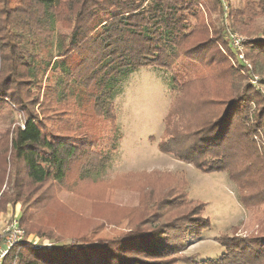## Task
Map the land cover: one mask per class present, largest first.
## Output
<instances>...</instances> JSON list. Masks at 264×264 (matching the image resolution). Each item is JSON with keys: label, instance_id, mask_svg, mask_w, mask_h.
<instances>
[{"label": "rangeland", "instance_id": "374dc122", "mask_svg": "<svg viewBox=\"0 0 264 264\" xmlns=\"http://www.w3.org/2000/svg\"><path fill=\"white\" fill-rule=\"evenodd\" d=\"M18 1L0 0V8L4 10L19 8L11 17L16 24L0 22V37L11 40L17 60L26 61V55L34 57L35 49L45 56L49 45H44L41 40L44 36L38 33L43 27L38 23L39 10L31 2ZM245 3L246 0H202L195 15L189 17V25L195 31L183 43L179 61L173 60L165 69L143 66L125 78L112 99L110 119L100 115L99 108L92 109V103L85 102L93 92L92 86L81 97L85 111H69L76 96L57 97L54 89L63 85L59 83L63 75L57 71L39 75L37 82L33 81L23 91L25 99H37L34 111L49 128L63 134L86 136L93 144L86 158L83 156L73 163L63 184L48 182L34 194L33 198L43 194L49 199L29 211L31 217L25 221V228L31 233L28 235L37 237L32 233L39 230L54 237L88 230L95 224L113 231L107 234L116 235L134 224L142 223L146 227L151 221L147 226L157 227L167 223L165 229L170 231L171 239L165 241L177 245L173 249L176 250L173 254L179 256L177 264H226L221 258L227 252L223 244H229V237L249 239L264 233V123L234 154L236 160L229 169L234 180L228 171H202L197 162L186 163L160 150L162 143L171 140L185 145L191 132L214 111V103L202 100L203 91L217 92L221 97L232 87L238 90V86L249 87L258 99H252L248 108L246 124L253 126L254 111L258 104H264V53L254 44L264 39V14L256 9L246 21L248 28L241 29L233 23L229 12ZM50 24L53 29L50 51L55 54L58 35L69 34L72 23L65 20L61 24L51 17ZM13 28L15 33L11 32ZM228 31L245 38L242 52L249 67L230 58ZM223 38L222 48L226 53L217 45ZM205 39L212 43L210 52L214 61L208 56L209 59L199 57L198 50L194 55L184 52L190 44ZM7 56V62L13 63L12 55ZM230 64H236L233 72L229 70ZM20 86L8 83L6 87L14 90ZM23 119L24 114L12 95L5 97L0 104V194L10 192V182L15 176L10 166L9 142L12 131L22 125ZM86 171L88 176L82 178ZM169 187L173 188L168 190ZM103 202L120 209L99 207ZM136 209H140L137 218L133 217L129 223L127 219L132 213L128 212L134 214ZM21 210V203L6 205L3 199L0 201V234L10 213L19 218ZM124 214L128 217L120 221ZM193 218H201L197 227L188 226ZM90 219L96 223L89 222ZM172 223L176 226L174 230ZM67 243L73 242L64 240L57 245ZM142 244L148 245L145 241ZM140 255L143 259L144 254L137 257ZM242 258L247 264H264V260L254 263V259ZM86 261L93 264L92 258Z\"/></svg>", "mask_w": 264, "mask_h": 264}, {"label": "trees", "instance_id": "16d2710c", "mask_svg": "<svg viewBox=\"0 0 264 264\" xmlns=\"http://www.w3.org/2000/svg\"><path fill=\"white\" fill-rule=\"evenodd\" d=\"M21 1L31 2L39 10L38 23L43 27L38 33L39 36H44L41 38L44 45L49 46L46 53L44 52L45 56L38 54L39 50L35 49L37 51L33 52L34 57L26 55L27 60L20 61L16 58L17 53L13 52L11 40L0 37V104L5 97L12 95L15 104L24 114L22 125L15 127L9 142L10 166L14 168L15 176L10 182V192L3 191L0 194V201L3 199L6 205L9 202L22 204L18 220L19 225L28 235L31 233L25 228V221L31 217L32 213L29 211L49 199V196L43 194L33 198L34 194L48 182L63 184L73 163L83 156L86 158L93 144L86 136L63 134L60 130L49 128L45 120L34 111V106L38 104L37 99H25L23 91L29 89L33 81L37 82L39 75L46 71H57L63 75L59 79V83H63L62 87L54 89L57 97L62 99L74 94L76 96L73 108H69V111L74 110L76 113L85 111L81 97L83 92L92 86L93 92L85 102L92 103V109L99 108V114L104 115L106 119L112 118V99L119 84L125 78L143 66H158L165 69L170 67L173 60L179 61L183 43L187 42L191 33L195 31V28L189 25V17L195 15L193 13L202 0H19L18 2ZM251 1L254 6L252 3L248 4L246 0L243 6L229 12L233 23L241 29L248 28L246 21L254 11L259 10L264 14V0ZM18 9L4 10L1 7L0 22L16 24L11 17ZM51 17L61 24L65 20L72 23L69 34L58 35L55 54L50 51L53 35ZM11 32L15 33L14 28ZM9 38L13 39L10 35ZM254 44L264 53V39ZM217 45L218 49L225 52L222 48L225 46L224 38ZM232 48L229 44L227 50L231 53L230 58H235L236 49L233 48L234 53H232ZM197 50L199 57L208 56L210 61L215 60L210 52L212 43L209 39L190 44L184 52L194 55ZM8 53L12 55L10 58L13 63L7 62ZM235 65H229L231 72L234 71ZM239 70L243 71L242 68ZM8 83L21 86L13 90L12 87H6ZM238 87L240 90L232 87L229 93L221 97L217 92L203 91L202 100L205 103H214L216 105L214 111L191 132L185 145L182 146L178 140H171L162 143L160 150L186 163L197 162V167L202 171H228L231 179L234 180L233 171L229 170L232 162L236 160L234 154L241 149L242 143L248 140L250 134L264 123V104H258L257 110L254 111L253 126L251 125L250 128L246 124L250 103L252 99L255 101L258 99L253 97L254 92L246 85L243 89ZM252 157L254 160L255 157ZM94 166L93 169L96 170ZM87 171L81 174L82 178L88 176ZM101 206L108 210L114 207L120 209L105 202L100 203L99 207ZM144 209L149 210L148 207ZM139 210L136 209L134 214L132 211L128 212L129 215L132 213L127 219L130 220L129 223L132 222L131 219L137 218ZM125 215L127 214L120 216V221L128 217ZM200 220L201 218H193L189 220L188 226L197 227ZM89 222L96 223L92 219ZM149 222L152 223L148 221L146 224L150 225ZM154 223H157V220ZM147 225L145 227L142 223L134 224L116 235L107 234L113 231L97 224L88 230L72 234L68 232L66 235L54 237L35 230L37 232L32 231V234L35 233L38 238L48 240L50 246H39L23 240L12 246L3 258L2 264H87L88 258H92L93 264H177L179 256L173 254L176 251L173 249L177 245L173 241L167 243L165 241L171 239L170 231L165 229V225L168 227L169 224L165 223L164 226L157 227ZM171 227L174 230L175 223H172ZM229 239V244H223L227 252L221 258L226 264L249 263L243 262L245 260L242 256L249 261L254 259V263L264 260V233L249 239L234 237ZM64 240H71L73 243L57 245ZM160 240L164 242L156 243ZM143 241L148 245L142 244ZM124 248L133 250H124ZM139 254H144V258L142 259L141 255L140 258L137 257ZM221 260L220 262L223 263Z\"/></svg>", "mask_w": 264, "mask_h": 264}, {"label": "built area", "instance_id": "2783aa9c", "mask_svg": "<svg viewBox=\"0 0 264 264\" xmlns=\"http://www.w3.org/2000/svg\"><path fill=\"white\" fill-rule=\"evenodd\" d=\"M228 39L231 43V46L237 51H235V58L238 60V63H240L243 67H249L250 65L244 58L242 52L245 38L236 33L229 32ZM23 240L32 242L33 244H37L39 246H50L49 243L43 242L38 237L31 235L27 236L24 229L19 225L18 216L10 213L8 219L5 222V227L0 234V264H2L3 258L12 248V246Z\"/></svg>", "mask_w": 264, "mask_h": 264}, {"label": "water", "instance_id": "95a60500", "mask_svg": "<svg viewBox=\"0 0 264 264\" xmlns=\"http://www.w3.org/2000/svg\"><path fill=\"white\" fill-rule=\"evenodd\" d=\"M43 242H45V243H49L50 244V242L48 241V240H45V239H41Z\"/></svg>", "mask_w": 264, "mask_h": 264}]
</instances>
